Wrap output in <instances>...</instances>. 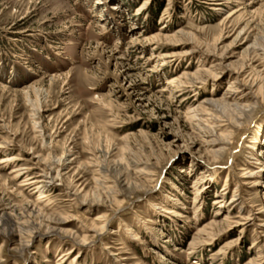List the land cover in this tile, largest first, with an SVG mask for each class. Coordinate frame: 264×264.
I'll list each match as a JSON object with an SVG mask.
<instances>
[{
  "label": "rangeland",
  "instance_id": "rangeland-1",
  "mask_svg": "<svg viewBox=\"0 0 264 264\" xmlns=\"http://www.w3.org/2000/svg\"><path fill=\"white\" fill-rule=\"evenodd\" d=\"M208 2L0 0V264H264V0Z\"/></svg>",
  "mask_w": 264,
  "mask_h": 264
},
{
  "label": "bare ground",
  "instance_id": "bare-ground-1",
  "mask_svg": "<svg viewBox=\"0 0 264 264\" xmlns=\"http://www.w3.org/2000/svg\"><path fill=\"white\" fill-rule=\"evenodd\" d=\"M204 1H215L214 3L212 2V4H210V5H214V6H221V5H223L221 2H220V0H204ZM208 2V3H209ZM253 48V47H252ZM255 51V50H254ZM247 52V51H246ZM253 52V51H252ZM221 65H219V64H217V65H211L210 66V68H213V69H215V71H210L209 73H204V76H207V75H212V74H218V71L217 70H219ZM220 72V71H219ZM200 75V74H199ZM198 75V76H199ZM214 76V75H213ZM202 76L200 75V78H201ZM216 77H217V75H216ZM203 79V78H202ZM198 80V79H197ZM206 82V81H205ZM237 84L238 83V81L236 80L235 82H232V84ZM230 87V86H229ZM233 86H231L230 88H232ZM226 94V93H225ZM235 94H239L240 95V97H239V99H241V100H239V101H242V99H245L246 97H248L249 95L248 94H245L244 93V90H242V91H240V88H232V89H230L229 91H228V93L226 94V97L223 99V101H221V104H222V106L223 107H225L226 105L228 106V101L227 100H229L230 98H233V95H235ZM225 96V95H224ZM236 98V97H235ZM234 102H236V101H234ZM206 104L208 105V106H214L215 108L217 107V108H219L220 107V105H218L219 104V101H216V100H207V102H206ZM230 106V108H231V111L234 113V114H245V113H247L248 111H250V107L249 106H247L246 104H239V103H234V104H232V105H229ZM221 108V107H220ZM204 110V109H203ZM208 112V111H207ZM222 118V117H221ZM217 120V119H216ZM220 122H222V121H220ZM216 124V123H215ZM213 135H212V137L214 136V132L212 133ZM229 136V135H228ZM228 136L227 135H224V136H220V138L219 139H215V138H212L211 139V143H213L212 145L215 147L214 149H213V152H214V156L215 157H218V156H220L221 155V153L223 152V150H224V146L226 145V142H227V140H228ZM212 146V147H213ZM224 147V148H223ZM225 151V150H224ZM57 159V158H56ZM49 160V159H48ZM8 161H10V160H3V161H0V164L1 163H7ZM40 161V163H42L43 165H44V167L42 168L43 170H42V174H40V181L38 182V188L40 189V190H43L44 188H46L47 187V185L49 184L50 185V183H52L55 179H58V178H61V172H62V169H63V167H64V161L62 160V159H59V160H57V161H53V162H51L50 164L49 163H47V164H49V165H45V163L43 162V160H39ZM49 162V161H48ZM39 167H40V165H39ZM22 170L23 169H19V168H17V167H15V169H13L12 170V172L11 173H13V174H15V177L16 178H18V177H20V176H22V175H24V173L22 172ZM24 171V170H23ZM253 174V173H252ZM251 176V175H250ZM253 176V175H252ZM21 178V177H20ZM33 182V181H32ZM77 190V189H76ZM79 191V190H78ZM42 192V191H41ZM84 198V197H83ZM98 200V199H97ZM233 200V199H232ZM95 201V200H94ZM217 203H220V202H217ZM221 205V204H220ZM39 211V210H38ZM35 212V211H34ZM42 213V212H41ZM39 214V213H38ZM3 215V214H2ZM5 216V215H4ZM43 217V216H42ZM99 217V216H98ZM237 218H239V216H236ZM50 220V222H54V224L55 225H61V224H63V223H65V221L64 220H61V219H59V220H54L53 221V219H49ZM30 223V222H29ZM237 224L238 225H241V224H239L238 222H237ZM103 225V224H102ZM105 228V224H104V226L103 227H98L97 228V226H94V230H96V231H98V229L99 230H101L102 231V229H104ZM55 228H48L47 227V231H49L48 233H50V232H55ZM33 233V232H32ZM32 233H29V235H31ZM28 235V234H27ZM31 237V236H30ZM74 238V240H77V241H79V243H84V238H76V237H73ZM24 241V240H23ZM26 242H28V241H26ZM29 243V242H28ZM28 243H26L25 244V246H27V244ZM85 244V243H84Z\"/></svg>",
  "mask_w": 264,
  "mask_h": 264
}]
</instances>
